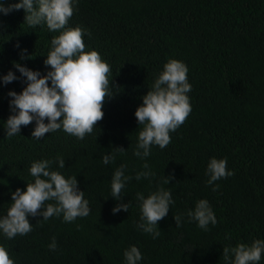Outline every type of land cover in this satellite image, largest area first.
Instances as JSON below:
<instances>
[{
  "label": "trees",
  "instance_id": "obj_1",
  "mask_svg": "<svg viewBox=\"0 0 264 264\" xmlns=\"http://www.w3.org/2000/svg\"><path fill=\"white\" fill-rule=\"evenodd\" d=\"M25 15L23 9L0 15V74L12 69L19 75L13 61L46 70L51 38L59 33L46 24L29 26ZM75 26L90 33L83 37L85 51L96 50L109 64L113 95L83 139L58 129L37 140L31 136L34 122L5 136L7 92L25 85L19 80L0 85V215L11 204V192L33 182L29 168L39 159L52 160L51 167L66 177L76 176L90 212L73 222L62 215L47 221L30 216L31 232L12 239L0 235L15 264H124L130 245L141 251L140 264H226L223 247L264 239V0H78L66 25ZM21 49L28 58L21 59ZM169 58L189 69L191 112L170 132L171 142L163 149L152 146L145 158L155 175L136 180L144 160L133 155L143 127L134 112ZM113 147L126 151L103 164ZM58 156L63 169L55 163ZM211 157L226 158L234 172L215 181V191L206 184ZM121 164L133 177L123 190L131 206L113 214L111 177ZM158 186L170 190L175 203L158 221L160 235L154 239L136 226V193L147 196ZM202 198L217 218L207 231L186 216ZM176 215L182 216L179 225ZM53 237L56 250L48 247Z\"/></svg>",
  "mask_w": 264,
  "mask_h": 264
},
{
  "label": "clouds",
  "instance_id": "obj_2",
  "mask_svg": "<svg viewBox=\"0 0 264 264\" xmlns=\"http://www.w3.org/2000/svg\"><path fill=\"white\" fill-rule=\"evenodd\" d=\"M77 4L78 0H13L7 4L5 0H0V15L23 9L29 26L46 24L49 32L59 33L51 38L50 50L43 61L46 68L43 73L13 61V68L19 75L12 69L0 74V85L18 80L25 85L19 92L14 89L7 92L10 114L5 120L6 137L15 136L21 132L22 126L34 122L31 136L37 140L58 129L83 139L102 119L103 102L113 95L108 78L110 66L96 50L85 51L83 37L90 35L87 29L66 27ZM26 53V49H21V59L28 58ZM188 71L183 61L169 58L151 88L141 97L142 103L135 109L138 126L143 127L138 131L133 155L144 160L143 170L135 173L136 180L155 175L145 158L151 154L152 146L165 148L171 142L170 132H174L191 112L188 93L192 85L187 77ZM112 149L102 156L103 164L113 163L117 153L126 151L123 147ZM55 163L59 169L65 167L62 157H56ZM52 164L53 161L49 159L31 163L29 173L34 180L26 183L23 190L16 188L11 192V204L5 215H0V235L12 239L31 232L30 216H40L47 221L53 216L62 215L64 222H73L77 217L89 214V201L78 187L76 176L66 177L59 170H54ZM126 167V164H121L111 177V197L117 201L111 209L113 214L121 210L127 212L131 206L130 201L123 200V190L133 179L125 173ZM233 174V170L227 167L226 158H209L206 184L211 185L213 191L219 188L215 181ZM172 178L171 174L164 175L163 183L168 184ZM136 199L140 208L136 226L155 239L160 235L158 221L167 216L170 206L175 203L171 191L158 186L147 196L137 192ZM186 216L204 231L208 230L210 224L217 223L209 201L204 198L197 200L194 208L187 210ZM174 220L179 225L182 216L176 215ZM48 247L56 250L55 237ZM222 255L226 264H259L264 258V239H254L250 244L225 246ZM123 257L124 264H140L143 259L136 245L126 248ZM0 264H15V259L3 244H0Z\"/></svg>",
  "mask_w": 264,
  "mask_h": 264
}]
</instances>
